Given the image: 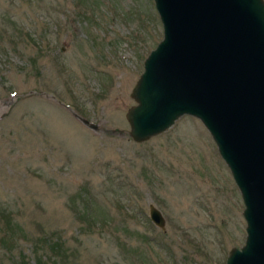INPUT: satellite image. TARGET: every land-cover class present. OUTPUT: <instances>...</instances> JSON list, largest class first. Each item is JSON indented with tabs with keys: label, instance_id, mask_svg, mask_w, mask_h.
I'll return each mask as SVG.
<instances>
[{
	"label": "rangeland",
	"instance_id": "374dc122",
	"mask_svg": "<svg viewBox=\"0 0 264 264\" xmlns=\"http://www.w3.org/2000/svg\"><path fill=\"white\" fill-rule=\"evenodd\" d=\"M162 38L154 0H0V225L17 239L0 232V264H225L245 243L240 191L199 119L128 133Z\"/></svg>",
	"mask_w": 264,
	"mask_h": 264
},
{
	"label": "water",
	"instance_id": "95a60500",
	"mask_svg": "<svg viewBox=\"0 0 264 264\" xmlns=\"http://www.w3.org/2000/svg\"><path fill=\"white\" fill-rule=\"evenodd\" d=\"M154 4L163 38L132 89L128 133L144 142L182 115L199 119L244 203L245 243L231 248L225 264H264V0ZM149 219L164 229L153 204Z\"/></svg>",
	"mask_w": 264,
	"mask_h": 264
},
{
	"label": "trees",
	"instance_id": "16d2710c",
	"mask_svg": "<svg viewBox=\"0 0 264 264\" xmlns=\"http://www.w3.org/2000/svg\"><path fill=\"white\" fill-rule=\"evenodd\" d=\"M0 217H11L9 214H7V213H5L4 211H2V210H0ZM3 218V219H4ZM7 218H6V220L4 221V222H2L1 223V228H0V232H2L3 234H2V241L4 242V240L6 239V240H8L10 243H12V245H13V242L14 241H17V239L15 238V233L13 232V228L11 227V226H13V220L12 219H8L7 220ZM0 221H1V219H0ZM3 224V225H2ZM12 230V231H11ZM52 241V237H49V239H46L45 240V245L46 246H48L50 249H53V247L55 246V245H57L58 246V244L57 243H55V242H51ZM56 247V246H55ZM12 250V249H11ZM37 260H38V264H40V262H41V258L39 257V258H37ZM21 264H24L23 262L21 263Z\"/></svg>",
	"mask_w": 264,
	"mask_h": 264
}]
</instances>
